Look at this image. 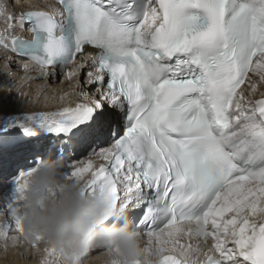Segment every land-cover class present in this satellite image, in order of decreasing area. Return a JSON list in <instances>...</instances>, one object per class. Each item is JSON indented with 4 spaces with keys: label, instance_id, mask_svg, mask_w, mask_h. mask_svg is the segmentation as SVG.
<instances>
[{
    "label": "snow or ice",
    "instance_id": "obj_1",
    "mask_svg": "<svg viewBox=\"0 0 264 264\" xmlns=\"http://www.w3.org/2000/svg\"><path fill=\"white\" fill-rule=\"evenodd\" d=\"M57 3L56 15L16 16L0 2V48L25 58V71L59 70L76 88L90 68L84 83L98 85V98L0 116V166L14 163L0 183V239L14 230L33 249L43 243L25 241L20 203L26 177L55 147L40 152L38 138L53 136L73 153L91 149L71 157L65 179L86 178L85 194L110 197L149 238L156 264H264V0ZM26 26L30 39L12 35Z\"/></svg>",
    "mask_w": 264,
    "mask_h": 264
},
{
    "label": "clouds",
    "instance_id": "obj_2",
    "mask_svg": "<svg viewBox=\"0 0 264 264\" xmlns=\"http://www.w3.org/2000/svg\"><path fill=\"white\" fill-rule=\"evenodd\" d=\"M4 55V71L11 78ZM26 180L20 203L25 241L41 237L40 264H87L85 255L97 248L102 249L100 264H156L149 238L122 216V209L113 211L110 197H102L99 190L85 194L86 178L65 179L62 160L42 159ZM109 215L114 217L112 223L100 226ZM8 240L16 243L17 235ZM45 249H55L57 258L49 261Z\"/></svg>",
    "mask_w": 264,
    "mask_h": 264
},
{
    "label": "bare ground",
    "instance_id": "obj_3",
    "mask_svg": "<svg viewBox=\"0 0 264 264\" xmlns=\"http://www.w3.org/2000/svg\"><path fill=\"white\" fill-rule=\"evenodd\" d=\"M0 2H4L8 4V11L16 16L24 13L29 9H39L43 11H53L58 8L53 0H12L11 5L6 0H0ZM7 25V20L4 17H0V30H3ZM27 32V35L25 34ZM29 31L27 28L21 29L16 27L13 31L12 35L19 37H29ZM10 47V46H9ZM7 54L8 61H12L11 63L15 67H19L20 76L17 84L9 83L7 79V75L4 71V61L5 55ZM89 53H93L90 51ZM82 59V58H81ZM27 62L26 59H21L13 53L12 51H5L3 48H0V116L4 114H23V113H32L39 111H55L62 108L64 105L69 103H77L84 102L86 99L98 98L96 97V87L98 85H89V96L87 98L81 97L77 95L79 91L86 92V84L81 82V87H75V78L72 81H67L62 73L57 77H41L37 68L33 66V68L29 71H25L22 65ZM73 67V65H69L68 69L64 71H68ZM91 70V69H90ZM5 73V75H4ZM87 72L84 71L80 74L79 80H82V77L85 76L86 79ZM55 84H51L55 78ZM4 79V80H3ZM253 80L258 82V77L253 76ZM24 82L26 86H21V82ZM69 83L68 85L63 86L62 84ZM24 84V85H25ZM16 85V86H15ZM53 85V86H52ZM56 85V86H54ZM11 89V90H7ZM15 86V87H14ZM51 88V93H47L45 90ZM248 83L246 82L244 86H242L241 90L245 92L247 95ZM62 88V89H61ZM66 92H63L66 90ZM59 90L58 93H53V91ZM70 90V91H68ZM61 91V92H60ZM46 92V93H44ZM260 92H264V85H258V92L256 96H259ZM65 100L63 102L60 101V96L65 95ZM40 101L36 100L34 102L36 96H38ZM29 96V98H27ZM255 98V97H254ZM45 100V101H44ZM10 104H13L12 108ZM121 120V117H120ZM38 143L40 145L39 151L43 152L46 147L50 144L55 145L53 147L51 155H46L44 158L50 159H58V157L62 156L60 159L64 162V164L71 163V157L74 156L79 160L88 159V150H78L76 152H71L67 145L61 146L60 140L56 139L53 136H41L38 138ZM104 147H110V141L103 145ZM63 147V152L61 153L59 150ZM99 151V149H96ZM26 155L31 156V153H26ZM39 159V157H37ZM22 162V161H20ZM29 163H31V159H29ZM97 164L102 163V161L97 160ZM14 167V163L5 161L2 166H0V183L3 182L8 176H11L12 168ZM4 191V190H3ZM2 194V193H1ZM5 219V217L0 216V220ZM17 233L13 230L9 232V236ZM43 243L39 245V251L37 249H33L27 242L17 241L14 245L11 241L4 239H0V264H40L41 254L43 252ZM87 264H100L101 257L97 252L94 255H90L85 258Z\"/></svg>",
    "mask_w": 264,
    "mask_h": 264
},
{
    "label": "rangeland",
    "instance_id": "obj_4",
    "mask_svg": "<svg viewBox=\"0 0 264 264\" xmlns=\"http://www.w3.org/2000/svg\"><path fill=\"white\" fill-rule=\"evenodd\" d=\"M7 2H9V4L11 5V1L12 0H6ZM22 59V58H21ZM10 62V70L13 72V76L10 78V77H7V79H8V82L9 83H13V84H17L18 83V79H19V74H20V72H19V70H20V68L19 67H15L11 62L12 61H9ZM88 70H90V68H86L85 70H84V72L86 73ZM61 73V72H60ZM60 73H59V71H58V74H57V77L60 75ZM4 75H5V73H4ZM57 77L55 78V80L51 83V84H55V82H56V79H57ZM4 80V79H3ZM84 81H85V76L84 77H82V80H81V82L85 85V83H84ZM22 84H21V86L23 87V86H26V84L22 81L21 82ZM25 84V85H24ZM69 83H66V84H62L63 86H65V85H68ZM16 86V85H15ZM14 86V87H15ZM53 86V85H52ZM54 86H56V85H54ZM92 86H94V85H92ZM51 88L52 87H50L49 89H46L45 91L49 94V93H51ZM89 85H86V93H88V90H89ZM62 89V88H61ZM58 91L59 90H56V91H53L52 92V94L53 93H58ZM67 91V89L66 90H64L63 92H66ZM68 91H70V90H68ZM46 92H44V93H46ZM61 92V91H60ZM38 97H39V95L38 96H36V98H35V100H34V102H36V100H38V101H40V99H38ZM27 98H29V96L27 97ZM45 101V100H44ZM91 101V98L90 99H86V101H84V103H88V102H90ZM12 106H13V104H10V107L12 108ZM23 114H27V113H23ZM3 192V190H0V194ZM95 253H97V252H93L91 255H94Z\"/></svg>",
    "mask_w": 264,
    "mask_h": 264
}]
</instances>
